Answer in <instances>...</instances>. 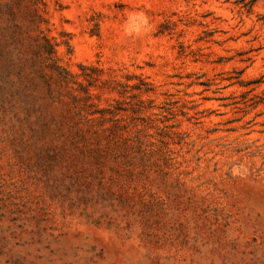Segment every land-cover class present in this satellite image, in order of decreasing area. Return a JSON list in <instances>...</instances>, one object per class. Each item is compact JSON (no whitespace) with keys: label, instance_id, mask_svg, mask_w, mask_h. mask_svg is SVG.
I'll return each mask as SVG.
<instances>
[{"label":"rangeland","instance_id":"1","mask_svg":"<svg viewBox=\"0 0 264 264\" xmlns=\"http://www.w3.org/2000/svg\"><path fill=\"white\" fill-rule=\"evenodd\" d=\"M0 264H264V0H0Z\"/></svg>","mask_w":264,"mask_h":264}]
</instances>
